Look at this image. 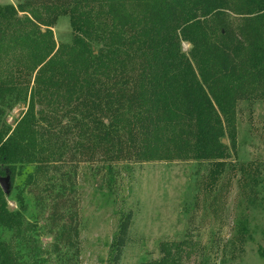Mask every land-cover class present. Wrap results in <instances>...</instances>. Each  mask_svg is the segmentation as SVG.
Wrapping results in <instances>:
<instances>
[{"label":"trees","instance_id":"obj_1","mask_svg":"<svg viewBox=\"0 0 264 264\" xmlns=\"http://www.w3.org/2000/svg\"><path fill=\"white\" fill-rule=\"evenodd\" d=\"M18 2L0 4L2 172L15 179L25 165L35 164L44 174L40 181L30 180L32 175L28 180L35 195L49 200L52 254L57 264H81V163L113 171L124 162L195 158L214 165L212 182L223 174L228 148L221 141L220 115L236 119L240 102L264 91V0H240L238 25L231 0ZM56 9L70 11L69 44L58 43L37 13ZM177 30L207 65L200 79L181 80L170 94ZM20 103H29L28 114L13 130L5 114ZM132 216L130 211L120 218L109 264L121 262ZM24 224L0 189V228L20 239L0 236V264H23L21 242L28 246L33 240ZM188 243L181 241L178 251L186 252ZM160 251L150 264H176L165 242ZM52 258H32L31 264H50Z\"/></svg>","mask_w":264,"mask_h":264},{"label":"rangeland","instance_id":"obj_2","mask_svg":"<svg viewBox=\"0 0 264 264\" xmlns=\"http://www.w3.org/2000/svg\"><path fill=\"white\" fill-rule=\"evenodd\" d=\"M18 1L0 0V4L17 6ZM231 1L232 21L238 25L244 10L240 0ZM37 13L46 18L58 43L72 42L70 11ZM54 16L58 18L55 25ZM177 31V52L169 57L174 64L169 73L177 75L170 80V94L181 80L200 79L207 65ZM31 81L29 92L34 88L33 76ZM28 109L29 103H20L8 110V126L14 130L25 122ZM236 114V119L220 115L221 141H226L228 149L224 172L214 182L210 178L214 165L195 158L187 162H124L113 171L96 163H81L77 175L81 264H109L120 218L130 211V238L120 264H150L160 259L162 242L175 251L176 264H264V91L255 99L241 101ZM3 166L0 162V178L6 177ZM28 175H32L30 180L44 177L35 164L25 165L11 179L12 190L5 195L10 209L22 213L25 233L33 238L28 246L25 240L21 242L20 256L23 264H31L32 258L45 263L48 256L53 257L50 264H57L52 254L56 238L47 220L49 200L31 191L34 186ZM0 236L20 240L12 231L1 228ZM186 240L191 244L184 245L186 252L182 253L178 246Z\"/></svg>","mask_w":264,"mask_h":264},{"label":"water","instance_id":"obj_3","mask_svg":"<svg viewBox=\"0 0 264 264\" xmlns=\"http://www.w3.org/2000/svg\"><path fill=\"white\" fill-rule=\"evenodd\" d=\"M224 143H226V141H224L223 144ZM0 187L5 195L11 192V175L9 173L6 174V177L0 178Z\"/></svg>","mask_w":264,"mask_h":264}]
</instances>
